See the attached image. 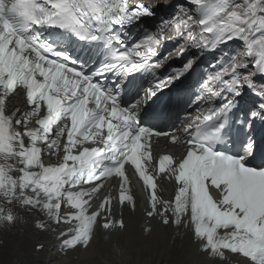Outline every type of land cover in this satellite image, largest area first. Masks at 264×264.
<instances>
[{"label":"snow or ice","instance_id":"1","mask_svg":"<svg viewBox=\"0 0 264 264\" xmlns=\"http://www.w3.org/2000/svg\"><path fill=\"white\" fill-rule=\"evenodd\" d=\"M188 2L200 18L181 9L129 44L120 33L151 15L156 3L16 0L9 8L12 0H0V222H14L11 207L5 214L4 206L19 204L69 226L62 233L65 248L87 247L97 226L124 228L122 220L111 218L113 195L102 193L115 179L119 203L135 206L131 169L148 194L149 217L190 229L205 255L224 259L227 250L238 264H264V240L250 230L253 222L264 229V165L248 163L256 158V142L235 156L216 150L235 107L226 94L239 97L254 87L253 77L264 75V0ZM44 28L59 29L89 48L100 46L104 59L94 70L77 67L41 38ZM234 40L243 42L244 51L212 65L199 95L185 102L199 60L189 50H215ZM166 42L176 46L165 55ZM250 63L252 71L245 74ZM138 73L150 75L147 85H135ZM109 77L115 91L104 84ZM14 94L26 107L9 111ZM182 104L178 130L142 126L149 109L171 111ZM249 119H264V103ZM161 138L184 152L179 158L154 156ZM165 179L174 182L169 199L158 191Z\"/></svg>","mask_w":264,"mask_h":264},{"label":"bare ground","instance_id":"2","mask_svg":"<svg viewBox=\"0 0 264 264\" xmlns=\"http://www.w3.org/2000/svg\"><path fill=\"white\" fill-rule=\"evenodd\" d=\"M159 1L170 5L173 0ZM181 9L192 15L187 7ZM130 187L135 206L125 202L118 207L112 205L111 211L112 220H122L124 228L106 231L98 226L87 247L66 253L58 248L56 223L47 222L46 230L42 231L36 227L33 211L16 204L8 206L15 220L9 227L0 224V264H235V258L226 254L220 259L201 253L190 229L171 223L164 225L159 216L147 220L148 210L136 195L138 189L133 182ZM173 192L166 179L160 181L159 193L163 199ZM109 193L114 195L112 191ZM40 245L43 247L37 250Z\"/></svg>","mask_w":264,"mask_h":264},{"label":"clouds","instance_id":"3","mask_svg":"<svg viewBox=\"0 0 264 264\" xmlns=\"http://www.w3.org/2000/svg\"><path fill=\"white\" fill-rule=\"evenodd\" d=\"M9 27H10V25H8L7 23H5V28L7 29ZM250 230L253 231L254 233H257L256 238L258 240H264V229H256L255 228V225H254V222H253Z\"/></svg>","mask_w":264,"mask_h":264}]
</instances>
